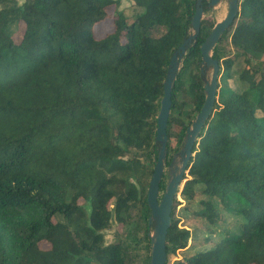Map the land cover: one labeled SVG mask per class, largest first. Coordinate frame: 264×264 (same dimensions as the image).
I'll list each match as a JSON object with an SVG mask.
<instances>
[{"label":"trees","instance_id":"trees-1","mask_svg":"<svg viewBox=\"0 0 264 264\" xmlns=\"http://www.w3.org/2000/svg\"><path fill=\"white\" fill-rule=\"evenodd\" d=\"M132 2L139 12H116L99 38L118 0H0V264H131L140 246L148 264L156 120L196 0ZM213 26L202 19L176 75L166 165L203 105L200 45ZM213 57L215 110L180 191L205 222L203 248L188 246L176 197L166 264L178 250L192 252L173 264H264V0H240ZM229 78L237 87L220 86ZM114 225L128 235L105 243Z\"/></svg>","mask_w":264,"mask_h":264},{"label":"water","instance_id":"water-1","mask_svg":"<svg viewBox=\"0 0 264 264\" xmlns=\"http://www.w3.org/2000/svg\"><path fill=\"white\" fill-rule=\"evenodd\" d=\"M204 1L207 7H215L222 0H196L195 12L191 19L192 33L186 37L178 48L173 52L167 76L164 80V93L160 100V107L157 115V128L155 142L158 144V155L153 168V174L149 181L147 191V204L151 214L149 222L152 225L150 234L151 253L149 264H166L167 262V234L172 223V210L178 192L185 185L184 176L188 173V164L192 157V150L198 135L201 133L204 123L215 110L217 99L220 61L213 57V49L221 39L225 31L233 24L240 11V0H226L227 13L225 17L217 21L211 31L200 45L201 72L204 74L206 68H212L210 80L204 84L205 99L195 119L186 129L183 145L177 155H174L168 167V179L164 193L159 198L160 187L166 171L167 144H168V121L172 107V92L176 75L180 68V62L187 52V48L199 36L201 23L204 14ZM176 163L175 165H173ZM180 163V166L177 164Z\"/></svg>","mask_w":264,"mask_h":264},{"label":"rangeland","instance_id":"rangeland-1","mask_svg":"<svg viewBox=\"0 0 264 264\" xmlns=\"http://www.w3.org/2000/svg\"><path fill=\"white\" fill-rule=\"evenodd\" d=\"M19 1L22 2V0H19ZM118 1L119 3L114 4L108 8V14H109L108 18L104 21L97 23L94 26V30L96 32L97 37L99 38L104 37L107 33L112 31L113 16L116 12H124V14L127 15L128 18L130 19H132L135 13L139 12V9L134 7L132 0H118ZM226 13H227V1L222 0L215 7H210V8L208 7L207 10L204 11L203 19L208 20L212 22L213 24H215L217 21L222 20L225 17ZM191 33H192V30H191ZM182 65H183V61L180 62V68L178 72L182 68ZM190 72H191L190 67H186L185 72L182 74L185 80L189 79V77L192 76L193 73H195V71L192 74ZM204 75L206 77V80H210L211 75H212V68L211 67L206 68ZM220 77L221 75H219V79ZM225 84H227L231 88L237 87V84L234 78H229L225 82L223 80H220L221 87L224 86ZM171 142L174 144L175 140L172 139ZM175 164L176 163H174L173 165ZM177 164L180 166V163H177ZM168 167L169 165L167 164L166 171H165L166 176L164 177L165 182L168 179L167 177L169 174ZM164 189H165V186H162L160 188L159 198L162 197L164 193ZM196 197L197 199L201 198L199 194ZM177 199L180 201L179 205L177 206V210H176L177 218H179V226L188 228L191 231V235H192V237L190 238L188 242V246H190L192 249H194V247L195 249L203 248L202 244H200V239H201V236L204 235V228H205L204 220L193 217L190 212L187 214L185 213V210L183 209V207L186 205V201L182 198L180 191L178 192ZM191 209H193V206H191ZM228 221L229 223L233 225L235 224L234 219L232 217H230ZM117 231H119L123 235V237H126L128 235V230L126 227L122 225H114L112 226V228L105 230V243H110L114 241L116 238L115 234L117 233ZM151 233H152V230H151ZM42 246L44 248L49 247L48 243L46 242H44ZM139 248H140L139 251L136 250L133 252L131 264H141V259L146 254V251L145 249H141V246ZM191 252L192 250H187V251L178 250L175 255H171L169 257L168 262L169 264H173L175 260L182 259L184 256H188L189 254H191ZM150 253L151 251H149L148 254L150 255ZM149 262H150V259H149Z\"/></svg>","mask_w":264,"mask_h":264}]
</instances>
